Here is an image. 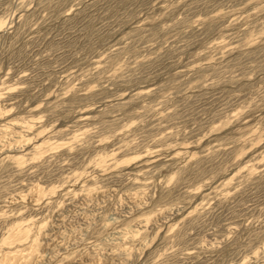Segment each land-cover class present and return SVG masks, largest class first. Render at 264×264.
Segmentation results:
<instances>
[{"label": "rangeland", "instance_id": "374dc122", "mask_svg": "<svg viewBox=\"0 0 264 264\" xmlns=\"http://www.w3.org/2000/svg\"><path fill=\"white\" fill-rule=\"evenodd\" d=\"M0 264H264V0H0Z\"/></svg>", "mask_w": 264, "mask_h": 264}, {"label": "bare ground", "instance_id": "6f19581e", "mask_svg": "<svg viewBox=\"0 0 264 264\" xmlns=\"http://www.w3.org/2000/svg\"><path fill=\"white\" fill-rule=\"evenodd\" d=\"M94 64H99V61H95V62H93ZM8 89V88H7ZM14 127H18V128H20V126H18V125H13ZM2 127V126H1ZM28 136V135H27ZM31 153V152H30ZM13 165V164H12ZM149 176V175H148ZM76 204V203H75ZM62 243V242H61ZM55 248V247H54ZM57 248V247H56ZM59 249H60V246L58 247V251H59Z\"/></svg>", "mask_w": 264, "mask_h": 264}]
</instances>
